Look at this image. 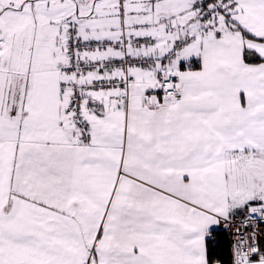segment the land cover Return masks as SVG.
<instances>
[{"label": "snow or ice", "instance_id": "obj_1", "mask_svg": "<svg viewBox=\"0 0 264 264\" xmlns=\"http://www.w3.org/2000/svg\"><path fill=\"white\" fill-rule=\"evenodd\" d=\"M0 264H264V0H0Z\"/></svg>", "mask_w": 264, "mask_h": 264}, {"label": "trees", "instance_id": "obj_2", "mask_svg": "<svg viewBox=\"0 0 264 264\" xmlns=\"http://www.w3.org/2000/svg\"><path fill=\"white\" fill-rule=\"evenodd\" d=\"M224 244H225V247L227 246V238H224ZM227 258V254L225 253V259Z\"/></svg>", "mask_w": 264, "mask_h": 264}]
</instances>
